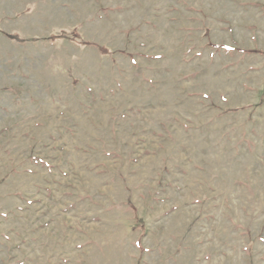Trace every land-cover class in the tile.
<instances>
[{"label": "rangeland", "instance_id": "1", "mask_svg": "<svg viewBox=\"0 0 264 264\" xmlns=\"http://www.w3.org/2000/svg\"><path fill=\"white\" fill-rule=\"evenodd\" d=\"M0 264H264V0H0Z\"/></svg>", "mask_w": 264, "mask_h": 264}]
</instances>
